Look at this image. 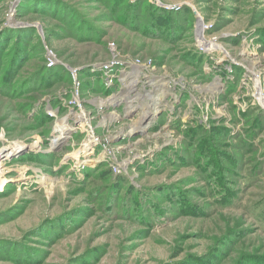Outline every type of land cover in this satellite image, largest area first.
Listing matches in <instances>:
<instances>
[{"label":"rangeland","instance_id":"obj_1","mask_svg":"<svg viewBox=\"0 0 264 264\" xmlns=\"http://www.w3.org/2000/svg\"><path fill=\"white\" fill-rule=\"evenodd\" d=\"M0 264H264V0H0Z\"/></svg>","mask_w":264,"mask_h":264},{"label":"bare ground","instance_id":"obj_2","mask_svg":"<svg viewBox=\"0 0 264 264\" xmlns=\"http://www.w3.org/2000/svg\"><path fill=\"white\" fill-rule=\"evenodd\" d=\"M211 47V46H210ZM212 48V47H211ZM213 49V48H212Z\"/></svg>","mask_w":264,"mask_h":264}]
</instances>
